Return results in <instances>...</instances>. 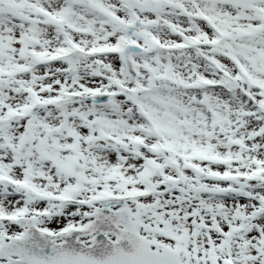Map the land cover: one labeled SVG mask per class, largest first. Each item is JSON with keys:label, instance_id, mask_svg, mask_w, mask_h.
<instances>
[{"label": "snow or ice", "instance_id": "snow-or-ice-1", "mask_svg": "<svg viewBox=\"0 0 264 264\" xmlns=\"http://www.w3.org/2000/svg\"><path fill=\"white\" fill-rule=\"evenodd\" d=\"M0 264H264V0H0Z\"/></svg>", "mask_w": 264, "mask_h": 264}]
</instances>
